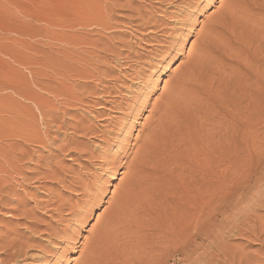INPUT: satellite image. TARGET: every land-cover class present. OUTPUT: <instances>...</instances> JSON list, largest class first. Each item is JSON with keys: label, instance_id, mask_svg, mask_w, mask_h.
Returning <instances> with one entry per match:
<instances>
[{"label": "rangeland", "instance_id": "rangeland-1", "mask_svg": "<svg viewBox=\"0 0 264 264\" xmlns=\"http://www.w3.org/2000/svg\"><path fill=\"white\" fill-rule=\"evenodd\" d=\"M261 57L264 0H0V264H83L162 106L202 108L204 84L225 100ZM251 125L218 211L152 264H264V115Z\"/></svg>", "mask_w": 264, "mask_h": 264}, {"label": "bare ground", "instance_id": "bare-ground-1", "mask_svg": "<svg viewBox=\"0 0 264 264\" xmlns=\"http://www.w3.org/2000/svg\"><path fill=\"white\" fill-rule=\"evenodd\" d=\"M219 57L221 62H226L221 55ZM57 60L62 65V61ZM82 62L85 61H80V64ZM248 62L241 75L245 76V81L241 82L242 77L240 80L235 76L236 83H233L232 89L229 88L232 91L225 100L215 95L218 91L215 87L204 84L194 87L191 92L195 96L192 103L197 99L202 108L179 107L175 100L162 106L152 128L134 152L130 183L125 186L122 198L109 214L105 231L94 239L83 264H127L130 261L152 264L158 253L180 249L178 244L184 248L183 241H180L182 233L178 230L201 229L206 214L218 211L220 185L225 178L222 165L228 162L229 174L233 177L236 149L249 145L250 135L255 131L252 121L264 115V58H250ZM70 69L68 74L73 77L87 76ZM212 77L208 76L211 81ZM158 79L157 76L154 84ZM225 80L228 81L227 78ZM220 83L218 85H222ZM58 91L68 106L71 105L68 103L70 100H76V94L74 96L69 87L59 88ZM21 96L31 101L36 109L40 110L44 105L39 99L34 98L35 102L28 99L30 95ZM22 108L26 110L28 107L24 105ZM158 234H162L165 244H169L168 248L152 249L146 254L148 239L152 240Z\"/></svg>", "mask_w": 264, "mask_h": 264}]
</instances>
